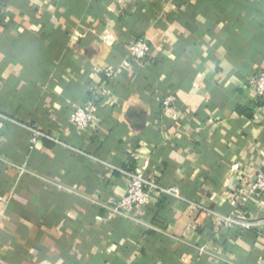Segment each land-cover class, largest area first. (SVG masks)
<instances>
[{
    "label": "crops",
    "instance_id": "0c3cea01",
    "mask_svg": "<svg viewBox=\"0 0 264 264\" xmlns=\"http://www.w3.org/2000/svg\"><path fill=\"white\" fill-rule=\"evenodd\" d=\"M260 68L264 0H0V264H264V195L244 204L249 228L213 221L264 169ZM86 104L99 124L79 131ZM28 125L48 136L32 148ZM122 169L179 188L155 203L163 231L106 208Z\"/></svg>",
    "mask_w": 264,
    "mask_h": 264
},
{
    "label": "built area",
    "instance_id": "2783aa9c",
    "mask_svg": "<svg viewBox=\"0 0 264 264\" xmlns=\"http://www.w3.org/2000/svg\"><path fill=\"white\" fill-rule=\"evenodd\" d=\"M127 49L130 59L142 60L148 54L149 44L144 37H141L132 41L128 45ZM119 72L120 70L114 66H107L104 69L106 79L103 83V88H105L108 82L115 78ZM250 85L254 94L260 98H264V68H260L250 78ZM175 102L176 97L174 94L167 95L161 102L163 110L166 111L171 109V107L175 105ZM177 117L178 114L176 112L171 116L173 120H176ZM68 123L79 131L97 128L99 123L97 119L96 107L92 104L74 106L68 117ZM26 127L31 132L30 148L35 145L38 139L47 136L44 131L34 126L28 125ZM120 171L128 178L125 193L115 204L112 206H106L107 209L118 216L140 223L136 220L137 218L135 215L137 212H142L147 204L155 201L162 195L181 198L180 190L177 186L166 185L161 181L148 178L139 169H135L133 171L122 169ZM259 194L264 195V169H261L250 176L240 177L236 193L233 194L235 195L233 196V203H236L237 206L235 212L231 215L215 216L213 221L216 230L218 231L219 229L232 228L237 225L246 229L249 228L251 223L248 222L247 218L243 215L247 212L244 210V204L251 196ZM192 205L193 204L191 203L190 206Z\"/></svg>",
    "mask_w": 264,
    "mask_h": 264
},
{
    "label": "trees",
    "instance_id": "16d2710c",
    "mask_svg": "<svg viewBox=\"0 0 264 264\" xmlns=\"http://www.w3.org/2000/svg\"><path fill=\"white\" fill-rule=\"evenodd\" d=\"M160 199V201H159ZM156 202H163V203H166L167 201L162 199V198H157V200L149 203L146 205L145 209H146V218L148 219L149 218V221L151 222L150 224L153 226V227H156L160 230L163 231V227L166 225L167 223V220L164 218H157L156 217V211H155V203ZM148 216V217H147ZM150 216V217H149ZM151 229V228H150ZM152 231H155L154 229H151Z\"/></svg>",
    "mask_w": 264,
    "mask_h": 264
}]
</instances>
